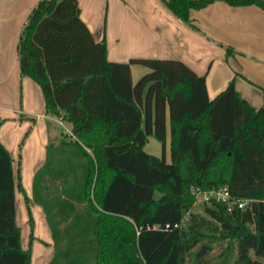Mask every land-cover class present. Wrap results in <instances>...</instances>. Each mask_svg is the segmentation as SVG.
Listing matches in <instances>:
<instances>
[{
	"label": "trees",
	"instance_id": "16d2710c",
	"mask_svg": "<svg viewBox=\"0 0 264 264\" xmlns=\"http://www.w3.org/2000/svg\"><path fill=\"white\" fill-rule=\"evenodd\" d=\"M163 1L198 29L191 10L215 0ZM226 1L264 10V0ZM18 55L21 75L40 84L47 112L72 124L73 137L49 144L34 177L33 199L56 249L50 264H264V106L242 96L234 79L210 99L206 75L181 60L110 61L106 39L94 38L78 0H39ZM132 64L150 69L135 83ZM168 118L170 162L145 150L149 136L165 144ZM223 186L232 201L249 203L212 200L209 217L193 211V189ZM17 189L24 191L20 169L16 175L0 140V264H31ZM26 202L30 210L27 195ZM215 243V259L197 256Z\"/></svg>",
	"mask_w": 264,
	"mask_h": 264
},
{
	"label": "crops",
	"instance_id": "0c3cea01",
	"mask_svg": "<svg viewBox=\"0 0 264 264\" xmlns=\"http://www.w3.org/2000/svg\"><path fill=\"white\" fill-rule=\"evenodd\" d=\"M38 1L0 0V118L3 119L0 140L13 157L16 175L20 169L21 183L32 208L41 212L46 224L44 236L35 235L33 243L45 239L48 247L42 264H49L56 249L43 206L33 199L34 177L47 161L49 144H58L63 132L72 133V124L49 114L40 84L30 76L21 75L18 42ZM78 1L81 17L94 38L106 39L110 61L181 60L199 75H206L210 99L234 79L242 96L256 107L264 106V10L261 7L215 0L204 8L191 10L196 29L178 18L163 0ZM227 47H232L234 52L227 54ZM141 65H131L133 83L150 70ZM158 144H162L164 155L171 151L169 118L165 144L149 136L145 150L152 147L156 151ZM22 192L16 190V202L19 195L22 198ZM16 216L18 219L17 209Z\"/></svg>",
	"mask_w": 264,
	"mask_h": 264
},
{
	"label": "rangeland",
	"instance_id": "374dc122",
	"mask_svg": "<svg viewBox=\"0 0 264 264\" xmlns=\"http://www.w3.org/2000/svg\"><path fill=\"white\" fill-rule=\"evenodd\" d=\"M141 66L143 67V65H141ZM66 134L73 137L72 136L73 134L68 132V131L63 132V137ZM158 145H160V144H158ZM161 145L158 149H156V151H153L152 147H149L147 150H148V152L156 154L158 156H165L166 160L168 162H170L171 161V151L167 150L165 152V155H164V152H163ZM29 186H31V188H32V182H31V185H29ZM28 188H30V187H28ZM21 194H22V198L19 195L18 200L16 202V209L18 212L17 223L21 227L22 246L24 248H28L29 246L31 247V264H42L44 256L46 257V253H45L46 249L45 248H47L48 245H47L46 241H44L45 239H42V238L40 240L41 243L34 244L32 241V243L30 245V242H31L30 237H31V233L34 236L36 235L39 237L40 236L43 237L45 234V231H46V228H45L46 224L41 217V212L39 210H37L36 208H34V209L32 208V202H30V210H29L27 202H26L27 192L23 191ZM205 205H209V204L202 201L201 199H197V201L193 207V211L196 213H200L201 215H203L205 217H209L205 212ZM30 219H32V225L33 226L31 225ZM187 222H188V215L185 216V218L182 222V225L186 226ZM154 228L157 229V227H154ZM39 237H38V240H39ZM226 244H227V242L223 243L224 246ZM210 247L212 248V251L207 255H212L215 259L217 254L220 252L221 247L217 243H215L214 245H212Z\"/></svg>",
	"mask_w": 264,
	"mask_h": 264
},
{
	"label": "built area",
	"instance_id": "2783aa9c",
	"mask_svg": "<svg viewBox=\"0 0 264 264\" xmlns=\"http://www.w3.org/2000/svg\"><path fill=\"white\" fill-rule=\"evenodd\" d=\"M193 191L196 194V198L201 199L204 202L215 200V201L227 202L230 203V205L236 202L239 207L244 208L250 201L249 199L232 201V197L227 186H223L220 188H212L208 190H202L198 188V189H193Z\"/></svg>",
	"mask_w": 264,
	"mask_h": 264
},
{
	"label": "water",
	"instance_id": "95a60500",
	"mask_svg": "<svg viewBox=\"0 0 264 264\" xmlns=\"http://www.w3.org/2000/svg\"><path fill=\"white\" fill-rule=\"evenodd\" d=\"M212 251V248L208 245H203L201 249L198 251L197 256L202 257L206 254H209Z\"/></svg>",
	"mask_w": 264,
	"mask_h": 264
}]
</instances>
